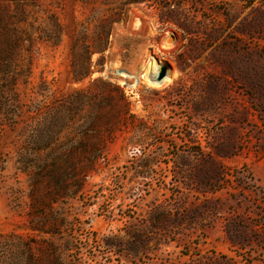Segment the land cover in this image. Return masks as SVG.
<instances>
[{
    "label": "rangeland",
    "instance_id": "rangeland-1",
    "mask_svg": "<svg viewBox=\"0 0 264 264\" xmlns=\"http://www.w3.org/2000/svg\"><path fill=\"white\" fill-rule=\"evenodd\" d=\"M127 1L0 0V264H264V0Z\"/></svg>",
    "mask_w": 264,
    "mask_h": 264
},
{
    "label": "trees",
    "instance_id": "trees-1",
    "mask_svg": "<svg viewBox=\"0 0 264 264\" xmlns=\"http://www.w3.org/2000/svg\"><path fill=\"white\" fill-rule=\"evenodd\" d=\"M145 0H128L126 4H130V3H140L143 2ZM125 5V4H124ZM124 5L123 8H119V10H121V16H117L116 19H113L111 17V19L109 20V23H119L123 16H124ZM118 9V7H114V10L116 11ZM110 34V30H107V32L105 33L104 39H100V42L98 43L97 47L95 49H91L89 47L86 46H81V52H78L77 48H80V46H78V41H80V37L76 38L72 41V75L75 81H81L84 78H86L90 71H89V67H90V59H91V55L93 54H98L99 56H101L103 54V51L105 50L104 46L100 48L99 44H106V38L108 37V35ZM80 35H85V33L82 31L79 32V36ZM83 41V38H82ZM83 57L84 62L81 64H77L76 61H79L81 58Z\"/></svg>",
    "mask_w": 264,
    "mask_h": 264
},
{
    "label": "bare ground",
    "instance_id": "bare-ground-1",
    "mask_svg": "<svg viewBox=\"0 0 264 264\" xmlns=\"http://www.w3.org/2000/svg\"><path fill=\"white\" fill-rule=\"evenodd\" d=\"M168 80V76H166L165 78H164V80L162 81V82H166ZM162 82H157V84H161ZM170 82V81H169ZM167 83V82H166Z\"/></svg>",
    "mask_w": 264,
    "mask_h": 264
}]
</instances>
